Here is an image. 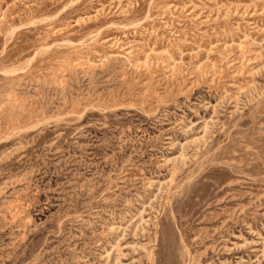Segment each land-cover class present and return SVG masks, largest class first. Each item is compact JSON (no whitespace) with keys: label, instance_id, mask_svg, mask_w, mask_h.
I'll return each instance as SVG.
<instances>
[{"label":"rangeland","instance_id":"374dc122","mask_svg":"<svg viewBox=\"0 0 264 264\" xmlns=\"http://www.w3.org/2000/svg\"><path fill=\"white\" fill-rule=\"evenodd\" d=\"M0 264H264V0H0Z\"/></svg>","mask_w":264,"mask_h":264}]
</instances>
